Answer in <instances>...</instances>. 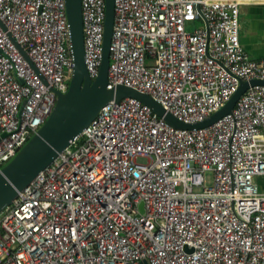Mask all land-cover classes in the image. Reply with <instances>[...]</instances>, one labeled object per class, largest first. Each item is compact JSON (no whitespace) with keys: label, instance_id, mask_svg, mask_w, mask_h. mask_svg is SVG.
Instances as JSON below:
<instances>
[{"label":"built area","instance_id":"built-area-1","mask_svg":"<svg viewBox=\"0 0 264 264\" xmlns=\"http://www.w3.org/2000/svg\"><path fill=\"white\" fill-rule=\"evenodd\" d=\"M113 2L107 88L195 124L240 83L264 81V58L239 41V0ZM80 6L94 80L105 2ZM0 22L1 169L49 117L53 91L67 92L73 65L65 0H0ZM261 176L264 85L200 129L135 98L110 101L0 212V264H264Z\"/></svg>","mask_w":264,"mask_h":264},{"label":"water","instance_id":"water-1","mask_svg":"<svg viewBox=\"0 0 264 264\" xmlns=\"http://www.w3.org/2000/svg\"><path fill=\"white\" fill-rule=\"evenodd\" d=\"M104 2L101 63L97 77L91 80L84 64L80 0H65L73 65L68 90L64 94L53 91L56 96L55 105L47 120L18 153L0 169V212L8 207L19 193L82 133L100 109L110 101L117 102L123 98H135L149 106L154 113L175 128L200 129L210 126L229 114L248 87L264 85V81L259 80L240 83L236 92L221 109L206 120L195 124H185L176 120L146 94L122 85L107 88L114 2L113 0H104ZM0 26L3 28L1 22ZM21 52L23 53L22 50ZM141 206L142 204H140V212H142Z\"/></svg>","mask_w":264,"mask_h":264},{"label":"crops","instance_id":"crops-1","mask_svg":"<svg viewBox=\"0 0 264 264\" xmlns=\"http://www.w3.org/2000/svg\"><path fill=\"white\" fill-rule=\"evenodd\" d=\"M239 41L252 59L264 58V1L239 0ZM257 186L264 189V176L256 178Z\"/></svg>","mask_w":264,"mask_h":264},{"label":"rangeland","instance_id":"rangeland-1","mask_svg":"<svg viewBox=\"0 0 264 264\" xmlns=\"http://www.w3.org/2000/svg\"><path fill=\"white\" fill-rule=\"evenodd\" d=\"M193 24H194L195 27H201V26H203V22L201 20H197Z\"/></svg>","mask_w":264,"mask_h":264}]
</instances>
